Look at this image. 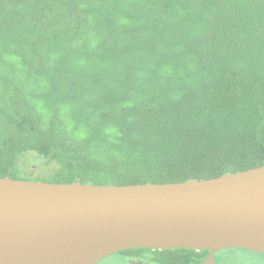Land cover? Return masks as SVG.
<instances>
[{
	"label": "trees",
	"instance_id": "1",
	"mask_svg": "<svg viewBox=\"0 0 264 264\" xmlns=\"http://www.w3.org/2000/svg\"><path fill=\"white\" fill-rule=\"evenodd\" d=\"M261 165L264 0H0V177L125 185Z\"/></svg>",
	"mask_w": 264,
	"mask_h": 264
},
{
	"label": "water",
	"instance_id": "2",
	"mask_svg": "<svg viewBox=\"0 0 264 264\" xmlns=\"http://www.w3.org/2000/svg\"><path fill=\"white\" fill-rule=\"evenodd\" d=\"M264 252V165L137 184L0 177V264H97L130 249Z\"/></svg>",
	"mask_w": 264,
	"mask_h": 264
},
{
	"label": "rangeland",
	"instance_id": "3",
	"mask_svg": "<svg viewBox=\"0 0 264 264\" xmlns=\"http://www.w3.org/2000/svg\"><path fill=\"white\" fill-rule=\"evenodd\" d=\"M215 258L220 264H251L248 263L250 259H252L255 264H264V257L255 256L242 249H231L220 253L216 252ZM130 260L131 258H129V256L113 254L97 264H132Z\"/></svg>",
	"mask_w": 264,
	"mask_h": 264
},
{
	"label": "flooded vegetation",
	"instance_id": "4",
	"mask_svg": "<svg viewBox=\"0 0 264 264\" xmlns=\"http://www.w3.org/2000/svg\"><path fill=\"white\" fill-rule=\"evenodd\" d=\"M142 249H147V248H142ZM177 249H181V248H177ZM231 249H242V250H245L255 256H261V257H264V252H259V251H253V250H249V249H244V248H238V247H234V248H227V249H221V250H218V251H215L213 253V256H214V259H215V262L217 264H220L219 261L215 258V254L216 252L217 253H220V252H223V251H226V250H231ZM130 250H136V249H130ZM148 250H153V249H148ZM156 250H160V249H156ZM163 250H173V249H163ZM203 250H206V249H203ZM203 250H199V251H203ZM162 251V250H161ZM198 251V250H196ZM207 251V254L206 256L203 258V260L201 262H198L196 264H199V263H204L206 261V259L209 257V254L210 252L208 250ZM121 252V251H120ZM120 252L118 253H115V254H120ZM122 255V254H121ZM142 254H139V253H133L132 256H129V258H131V263L132 264H158L156 261L150 259V258H145V255H143V257H141ZM127 256V255H126ZM248 263H251V264H255L254 261H252V259H250V261Z\"/></svg>",
	"mask_w": 264,
	"mask_h": 264
}]
</instances>
